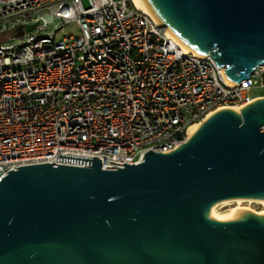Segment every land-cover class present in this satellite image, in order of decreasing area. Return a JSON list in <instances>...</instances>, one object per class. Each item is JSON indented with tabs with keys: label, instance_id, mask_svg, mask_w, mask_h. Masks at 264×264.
Masks as SVG:
<instances>
[{
	"label": "water",
	"instance_id": "obj_1",
	"mask_svg": "<svg viewBox=\"0 0 264 264\" xmlns=\"http://www.w3.org/2000/svg\"><path fill=\"white\" fill-rule=\"evenodd\" d=\"M148 1L160 26L228 79L264 64V0ZM55 161L89 166L29 164L0 178V264H264V212L209 213L223 199H264V96L214 111L137 164Z\"/></svg>",
	"mask_w": 264,
	"mask_h": 264
},
{
	"label": "built area",
	"instance_id": "obj_2",
	"mask_svg": "<svg viewBox=\"0 0 264 264\" xmlns=\"http://www.w3.org/2000/svg\"><path fill=\"white\" fill-rule=\"evenodd\" d=\"M72 22L78 35L58 36ZM254 88L264 64L236 83L133 0H0V178L29 164L89 166L55 161L61 153L137 164L208 114L262 97Z\"/></svg>",
	"mask_w": 264,
	"mask_h": 264
},
{
	"label": "bare ground",
	"instance_id": "obj_3",
	"mask_svg": "<svg viewBox=\"0 0 264 264\" xmlns=\"http://www.w3.org/2000/svg\"><path fill=\"white\" fill-rule=\"evenodd\" d=\"M134 3L136 4V6L138 8H140L141 10H143L144 12L148 13L150 16H152L154 18V20L156 22H160L162 21V19L160 18L159 15L155 14L152 9H151V5H150V2L148 0H133ZM168 34L171 36V38L176 42L178 43L184 51H192L194 53H197L195 51H193L191 48H189L187 45H185L182 41H180L177 37H175L173 34H171L170 30H169V27H168ZM199 54V53H197ZM230 83H232L231 81H229ZM231 108H235L237 110H239L238 108L236 107H231ZM212 113L208 114L204 119L206 120L209 116H211ZM202 121L200 122H195V123H192L189 125V127L187 128V136H186V139H188L195 131L196 129L200 126ZM243 201H254V202H258V203H262L264 204V199H258V198H228V199H223V200H220V201H217L215 202L211 207H210V210H209V213L211 215H213L215 218L217 219H228L232 216L233 214V211L235 209H240L241 208V202ZM225 204V203H236V207L235 208H232L228 211V213L226 214H221L219 213L217 210H216V206L218 204ZM247 209H250L248 207H246ZM254 213H257V214H260L262 213V211H252Z\"/></svg>",
	"mask_w": 264,
	"mask_h": 264
},
{
	"label": "rangeland",
	"instance_id": "obj_4",
	"mask_svg": "<svg viewBox=\"0 0 264 264\" xmlns=\"http://www.w3.org/2000/svg\"><path fill=\"white\" fill-rule=\"evenodd\" d=\"M84 3L86 4V1H84ZM78 33H79V30H78L76 23L72 22V23H69V24H66L65 26H63L62 29L59 30L58 36H62L64 34L65 35L72 34L75 36V35H78ZM252 95H264V89H260V88L252 89ZM236 205H237L236 203L218 204L216 206V210L221 214L222 213L226 214V213H228V211L230 209L235 208ZM246 207L250 208L249 210H251V211H262V212H264V204H262V203H258V202H254V201H252V202L251 201L241 202V208L247 209Z\"/></svg>",
	"mask_w": 264,
	"mask_h": 264
},
{
	"label": "crops",
	"instance_id": "obj_5",
	"mask_svg": "<svg viewBox=\"0 0 264 264\" xmlns=\"http://www.w3.org/2000/svg\"><path fill=\"white\" fill-rule=\"evenodd\" d=\"M259 96H263V95H259Z\"/></svg>",
	"mask_w": 264,
	"mask_h": 264
}]
</instances>
